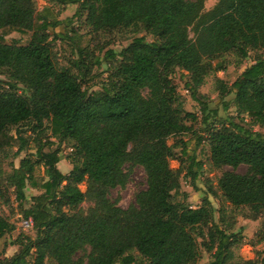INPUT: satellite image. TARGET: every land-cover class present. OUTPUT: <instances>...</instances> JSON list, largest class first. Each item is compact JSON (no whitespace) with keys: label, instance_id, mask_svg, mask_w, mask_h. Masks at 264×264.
<instances>
[{"label":"trees","instance_id":"1","mask_svg":"<svg viewBox=\"0 0 264 264\" xmlns=\"http://www.w3.org/2000/svg\"><path fill=\"white\" fill-rule=\"evenodd\" d=\"M53 1L76 4L73 16L85 15L94 32L131 29L153 39L134 36L121 50H107V77L99 90L89 92L83 87L91 68L87 49L78 48L75 72L59 68L48 31L58 22L46 19L35 0H0V145L15 128L20 153L28 145L24 131H38L35 159L23 157L18 166L0 160V206L9 202L11 192L22 206L28 183L43 190L22 209L23 217L32 219L35 236H19L13 241L18 252L0 264H133L132 250L145 264H195L200 244L213 258L207 264L227 263L240 231L228 233L214 220L207 194L198 207L173 200L181 172L197 188L203 164L180 141L186 164L177 170L169 165L174 152L167 139L187 133L186 121L196 119L185 110L172 75L177 68L187 73L185 88L201 105L207 138L199 136L196 145L208 141L216 167L246 165L242 174L224 171L217 189L232 206H246L257 218L264 212V133L253 130L241 114L264 127V55L255 57L230 86L220 84L223 94H234L236 116L208 124L216 112L198 88L210 72L224 68V54L244 59L249 50L264 48V0H217L208 10L205 0ZM13 30L27 32L28 39L8 42L5 37ZM44 128L59 143H71L68 173L57 167L59 147L52 149L53 140L38 136ZM37 165L44 168L39 183ZM135 165L145 172L146 188L121 208L109 191L124 188ZM84 201L92 204L87 212L81 209ZM14 229L0 214V238ZM257 234L264 239V221ZM78 252L82 255L76 257Z\"/></svg>","mask_w":264,"mask_h":264},{"label":"rangeland","instance_id":"2","mask_svg":"<svg viewBox=\"0 0 264 264\" xmlns=\"http://www.w3.org/2000/svg\"><path fill=\"white\" fill-rule=\"evenodd\" d=\"M216 1L217 0H205L204 9H210ZM35 7L44 14L46 19L58 22V25L54 28H49L48 31L54 60L59 68L67 67L75 72L76 68L72 62L78 57V48L87 49L91 68L88 76L85 77L83 87L87 88L89 92L99 90L102 82L107 77V69L109 66V62L105 56L107 50H121L134 36H145L147 40L153 39V37L145 31L133 32L131 29L94 32L85 23V15L81 17L73 16L77 10L76 4L61 5L53 0H35ZM71 29L73 30L71 33L64 35V33L70 32ZM59 33H62L61 35L63 38L56 37ZM190 36H192L191 32ZM5 38L8 42H25L28 39V34L27 32L13 30L7 34ZM259 55H264V48L249 50L248 56L244 59H239V57L232 52L226 53L220 58L224 68L220 71H212L205 77L204 83L198 90L201 94V99L206 102L208 108L216 112V116H212L210 113L208 124H218L216 123L218 117L225 118L228 115L236 116L237 109L234 104V94H223V89L220 87V84L222 83L223 86H230L244 68L252 64L254 58ZM117 58L118 59L114 61L115 64H119L120 58ZM95 59L99 61L96 62ZM172 80L183 99L185 110L194 113L196 119L186 121L190 126V130L187 133L173 135L167 139V144L173 146L174 152L173 159L169 161V165L173 170H177L180 167V163L181 166L186 164L185 156L181 154V148L184 145L180 141L185 142L189 153L194 152L197 159L203 164L200 177L196 181L197 188H193L189 179L183 177L184 172H181V188L180 191L173 196V200L184 202L191 207H198L202 203V198L207 194L214 208V220L218 222L222 228L226 229L228 233H237L240 231L239 241L231 246L229 260L225 264H249L248 261L254 262L253 264H262L261 258L264 257V239H259L260 237L257 233L261 229L264 221V212L254 219L248 207L232 206L222 197L221 192L217 189V178L224 171H234L242 174L246 171V165L241 164L236 168H232L231 166L216 167L212 164L208 141L204 139L196 145L199 136L207 138V135L202 131L204 128L202 122L204 116L200 110L201 105L191 98L184 85L185 81L188 80V75L182 69L177 68L172 75ZM224 103L228 105L226 109ZM241 117L251 122L253 130L264 133V127L253 124L248 115L241 114ZM21 128L25 130L24 128L27 127L21 126ZM37 132L38 131H33L31 129H26L24 131L23 134L28 139V145L23 151L17 153L18 142L15 138V128H11L2 139L0 145V160L12 161L15 166H18L23 157L27 156L35 159L34 154L36 147L33 139L37 136ZM40 132L41 134L38 136H40L43 141L47 138L54 141L55 145L52 146V149L57 146L59 147L61 160L57 163V167L63 173H68L72 168L69 157L71 153V143L67 141L59 143L57 138L50 135V130L47 128L41 129ZM34 177L38 183L43 181L44 168L42 165H37L35 167ZM79 188L85 191V183L79 184ZM145 188V172L141 166L135 165L131 168L130 178L126 186L124 188L117 187L111 189L109 191V197L112 200L118 199V205L121 208H127L134 203L135 195ZM25 191L27 194V201H25L22 206L14 198L12 192L9 202L0 206V214L8 218L9 221L15 225V229L12 232L6 233L0 238V261L18 252L19 246L14 244L13 241L17 240L19 236H35L34 229L26 226L23 222L24 217L22 209L30 205V196L37 195L43 190L38 186L28 183ZM183 193L186 194V197L183 196ZM91 205V202L84 201L81 204V209L87 212ZM200 240L199 238L198 241L200 242ZM199 248L200 258L195 264H207L213 260L211 253L207 252L203 245L200 244ZM129 253L135 258L133 264H145L143 257H141L138 251L132 250ZM81 255L82 252H78L76 257ZM29 259L31 260V258ZM50 264L53 263L51 262Z\"/></svg>","mask_w":264,"mask_h":264},{"label":"built area","instance_id":"3","mask_svg":"<svg viewBox=\"0 0 264 264\" xmlns=\"http://www.w3.org/2000/svg\"><path fill=\"white\" fill-rule=\"evenodd\" d=\"M23 222L28 227H32V225H33L32 219L30 217L29 218H24Z\"/></svg>","mask_w":264,"mask_h":264}]
</instances>
